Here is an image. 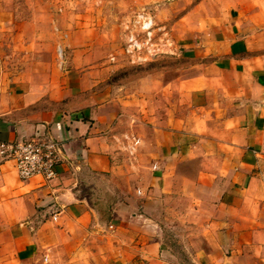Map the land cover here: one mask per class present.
Instances as JSON below:
<instances>
[{"label": "crops", "instance_id": "crops-1", "mask_svg": "<svg viewBox=\"0 0 264 264\" xmlns=\"http://www.w3.org/2000/svg\"><path fill=\"white\" fill-rule=\"evenodd\" d=\"M126 1L175 46L135 81L81 49L51 81L0 64V143L62 149L48 181L0 155V264H264V0Z\"/></svg>", "mask_w": 264, "mask_h": 264}, {"label": "rangeland", "instance_id": "rangeland-1", "mask_svg": "<svg viewBox=\"0 0 264 264\" xmlns=\"http://www.w3.org/2000/svg\"><path fill=\"white\" fill-rule=\"evenodd\" d=\"M137 10L126 0H0V64L18 78L51 81L66 52L81 49L92 52L99 66L115 55L118 79L135 81L141 69L155 65L154 59L131 63L123 51ZM164 58L157 65L169 79L170 69L183 62Z\"/></svg>", "mask_w": 264, "mask_h": 264}, {"label": "built area", "instance_id": "built-area-1", "mask_svg": "<svg viewBox=\"0 0 264 264\" xmlns=\"http://www.w3.org/2000/svg\"><path fill=\"white\" fill-rule=\"evenodd\" d=\"M130 21L131 29L125 36L123 47L129 62L144 63L175 52L167 28L157 25L150 11L137 10ZM109 60L115 62L116 56L110 55ZM0 155L14 161L19 179L38 175L48 181L56 177L62 149L58 141L48 136L33 135L0 143Z\"/></svg>", "mask_w": 264, "mask_h": 264}]
</instances>
